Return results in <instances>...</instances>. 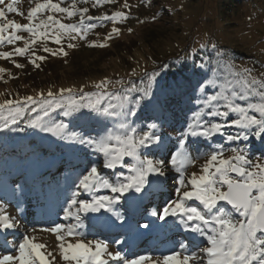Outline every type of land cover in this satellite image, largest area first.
<instances>
[{
    "label": "snow or ice",
    "instance_id": "snow-or-ice-1",
    "mask_svg": "<svg viewBox=\"0 0 264 264\" xmlns=\"http://www.w3.org/2000/svg\"><path fill=\"white\" fill-rule=\"evenodd\" d=\"M30 2L34 6L27 11L25 24L8 19L5 9L0 8V47L23 42V47L0 51V59L21 69L24 65L13 57H28L33 67L40 68L37 61L47 57L37 55V51L67 57L65 44L75 49L77 41H84L87 47L106 48L107 41L120 35L119 28L114 26L103 42L88 41V35L105 26L103 22L115 25L129 19L122 11L94 17L88 15L89 7L78 6L91 4L96 8L117 0ZM17 3L10 0L7 13L23 17ZM4 4L5 0H0V5ZM123 7H130L127 0ZM74 17L79 20L64 22ZM127 31L131 33L132 29ZM49 43L59 47L54 51ZM210 46L214 56L193 68L204 70L213 65L212 76L198 82L197 108L189 110L191 115L176 143L164 134L161 116L147 115L151 106L159 105L163 112L168 103H161L153 91L163 79L159 71H145L139 85L105 77L92 83L93 91H85V86L62 87L55 92L49 89L0 101V132L22 131L13 126L23 120L25 127L81 146L87 150L86 155L94 157L67 188L70 195L65 197L63 222L26 228L19 240L9 241L4 236V247L14 251L0 254V264H264V71L257 74L251 67L236 64L232 55L215 43ZM6 73L15 78L0 68V80ZM129 75L135 76L136 71ZM181 87L179 82L166 85L173 93ZM209 88L214 90L211 94ZM57 110L65 118L101 127L92 132L70 130V123L51 122V113ZM232 129L237 131L233 133ZM197 165V171L189 172ZM169 181L176 185L174 198L151 214L160 221L172 218L173 226L186 234L179 250L129 258L120 250L110 251L104 239L87 238L83 229L89 214L95 218V214L108 213L123 225L118 205L129 193L140 194L146 188L163 191ZM104 219L116 227L108 217ZM21 227L17 216L10 215L5 203L0 202V233L12 234ZM143 227L147 229L149 224ZM37 231L55 236L59 260L39 242Z\"/></svg>",
    "mask_w": 264,
    "mask_h": 264
},
{
    "label": "rangeland",
    "instance_id": "rangeland-1",
    "mask_svg": "<svg viewBox=\"0 0 264 264\" xmlns=\"http://www.w3.org/2000/svg\"><path fill=\"white\" fill-rule=\"evenodd\" d=\"M9 2L10 0H5V4L0 5V8L5 9L8 19L21 24L27 23L24 17H26L29 8L34 6V2L18 0L16 7L24 14L23 17L15 13H7L6 4ZM124 3L125 0H117L116 3L96 8H93L91 4L78 5L79 7H89L88 15L94 17L104 14L112 15L116 11L128 14L127 21L115 25L108 21L103 22L105 26L95 28L88 35V41L103 42L105 36L111 32L114 26L119 28L120 35L113 36L111 40L107 41L108 47H87L84 41H77L78 47L75 49H68L65 44V50L68 52L67 57L53 56L43 51H37V55L47 57L43 62L37 61L40 63V68L33 67L28 62V57H13L17 63L24 65L22 69L16 68L9 60L0 59V68L6 69L11 73V77H15L10 78L6 73L3 79L11 81L12 84L14 81L18 84L23 82L21 77H24L29 81L27 83L29 85L18 89L22 91V95L33 96L40 91L46 93L51 89L55 92L62 87L79 89L81 86H85V91H93L92 83L105 77L113 81L117 79H122L125 82L131 80L139 85L144 72L154 68L162 59L161 57L156 58L157 54H154V51L164 52L163 56H166L163 59L165 60L163 62L165 80L154 85L153 91L161 103L165 100L168 103L163 112L159 105L151 106L147 115L161 116L164 134L172 143H176L191 115L189 110L197 108L196 99L199 96V91L198 88L189 90L183 88L184 94L179 98V90L173 93L166 88V85H175L177 82L182 87L195 83L193 72L186 66H182V72H180L172 65L174 60L185 64L187 62L179 57L186 56V54L189 60L195 59V52L203 50L200 48L201 44L207 45L206 52L212 53L210 45L215 43L221 50L229 52L236 64L251 67L257 74L264 71L262 68L264 65V0H151L150 3L148 0H145L144 3L141 0H127L129 8H124ZM62 6H66V4ZM78 20L79 17H74L73 20H64V22L73 23ZM88 23L98 22L89 21ZM129 28L132 29L131 33L127 31ZM19 34L28 36L23 32ZM47 46L54 51L59 47L54 43H49ZM13 47H23V42H17L15 46L5 45L0 47V51L10 52ZM175 47H178L177 50ZM179 47H184L186 50L182 54L179 53L178 57H172L177 54V51H180ZM133 70L136 71V75L130 76L129 74ZM137 77L140 79L136 80ZM184 84L186 85L184 86ZM1 89L0 85V101H3L7 98L2 96ZM212 91L214 90L208 89L209 94ZM27 118L26 115L25 120ZM60 121L70 123V130L74 131L92 132L93 129L97 131L100 129L97 127L99 124L93 122L86 124L84 121L73 120L71 117L67 122L59 114L58 122ZM137 123L139 124L141 121ZM17 127L23 129L18 131L17 141L12 142L6 137L0 138V202L5 203L6 210L10 215L17 216L22 227L14 230L12 234L4 233L2 235L0 233V254H11L14 251L4 247V236H7L9 241L19 240L25 234L26 228L28 230L33 227L40 229L49 226L52 221L63 222V208L66 207L65 197L70 195L67 188L80 170L85 168L88 160L94 159V157L86 155L87 150L81 146L73 145L54 136L55 147L61 151L66 145L69 150L67 146L69 143L78 160L68 164L65 169L66 174H63L61 171L65 167V160L59 154H56L57 156L53 154L51 156L56 157V163L52 168L43 174L31 171L34 160L27 155L40 154L44 157L45 152L40 146H37L33 139H29L31 128L25 127V121L22 120ZM231 131L235 133L237 130L232 129ZM43 133L46 134V138L49 137L47 136L48 132ZM253 142L259 143L258 141ZM226 155H231V153H226ZM256 155L258 156L259 153ZM48 156H45V159H48ZM11 158L25 160V163H19L16 168H8ZM1 167L4 168L1 169ZM198 167L199 165L190 168L189 172L197 171ZM105 172L110 175L108 170ZM37 174L39 175L36 176ZM150 179L152 178L150 177ZM175 187L176 185L169 181L163 191L146 188L140 194L129 193L121 203L123 208H121V204L118 205V210L124 216L123 225L108 213L95 214V218H90L93 214H89V217L84 218L85 228L83 231L88 239H104L109 243L110 251L120 250L129 258L145 254L159 256L170 253L174 248L179 250V242L184 239L186 234L173 226L172 218L160 221L151 214L168 202L170 198H174ZM104 194L110 193L105 192ZM153 196L158 197V203L152 202ZM133 205L136 207L138 217L125 212V209L132 212ZM104 217L113 221L116 227L110 226ZM130 218H133V223L129 226ZM144 224H149V228H144ZM35 235L39 238V242L47 245L48 251L57 254V260H59L55 236L39 231ZM59 264H64V262L59 261Z\"/></svg>",
    "mask_w": 264,
    "mask_h": 264
},
{
    "label": "trees",
    "instance_id": "trees-1",
    "mask_svg": "<svg viewBox=\"0 0 264 264\" xmlns=\"http://www.w3.org/2000/svg\"><path fill=\"white\" fill-rule=\"evenodd\" d=\"M177 48L178 47H175V50H177ZM179 50L181 52L180 51H177V54L175 56H172V57H178L179 56V53L182 54L186 50V48L179 47ZM154 52H155L154 54H157L156 55V58L161 57L162 59L160 58L161 60L159 61V63L156 64L155 67L152 68L151 70H149L148 72L151 73L153 71H159L161 73V76L163 77V79H160L159 82H162L163 80H165V77H164L165 76V70L163 68V62L165 60H163V59H165L166 56H163L164 52L162 53V52H159V51H156V50ZM194 56H195V59L189 60L187 54H186V56H182L181 55V57H179V58L184 59V61L187 62L185 64H183V63L181 64V62H178L177 60H174L173 61V64L172 65L176 69L180 70V72H182V70H181V67L182 66H186L188 68V70H190L191 72H193L194 82H195L194 84H190V85L184 84V86L185 85L186 86L185 87H181L179 89V95H178L179 98H181L183 96V94H184L183 93L184 91H182L183 88H185L187 90H189L191 88H198V82L199 83H204V81H206L207 78H210L212 76V68H213V65H209V67L207 69H204V70H201L199 68H196L194 70L193 66L194 65H199L202 61L207 62L210 58H212L214 56V54H212L209 51L206 52V50L203 49L201 51L199 50V52L198 51L195 52ZM171 59H173V58H171ZM194 71L196 73H198V74H194ZM90 72H88V73H90ZM88 73H86V74H88ZM86 74H85V76H87ZM139 79H140V77H137L136 78V80H139ZM21 80L23 82L22 83L20 82L18 84L15 81L12 84L11 81L9 82V81H6L4 79L3 80H0V85L2 86L1 91L3 93L2 96L3 97H6L7 99H9V98H16L17 95H19L20 97L26 96L27 94H23L22 95L21 94L22 91H19L18 88L21 89L22 86H25L26 87V85H29V84H27V83H29V81L27 79H25L24 77H21ZM22 90H24V89H22ZM59 114H60V116H61V118L63 120H66L68 122L69 118H65L62 115V113H61L60 110H57L56 112L51 113V122H53V123L58 122V120H59ZM13 127L16 128L17 126H13ZM97 127L100 128L101 126L98 125ZM30 133H31V135H29V137H30L29 139H33L34 142L37 144V146H40L43 149V151L45 152L44 157H42L39 153H37L39 155H29V154L27 155L28 157H32L33 160H34V162H32V165H31V171H35L36 173L39 172V174H41V173L43 174L44 172H46L47 170H49L50 168H52V166L55 165V163H56V157H54V156L56 154H59L65 160V162H64V166L65 167L62 169L61 172L63 174H66L65 173V169L67 168L68 164H70V163L75 162V161L78 160L77 155H76L74 149L72 148V146L70 147V145H69L70 142L67 144V146L69 147V150H67L66 145H65L64 146V149H61V151H59V149L57 147H55L54 136L53 135H51V134L48 133L47 136H49V137L46 138L45 137L46 134H44L42 131H40L39 129H32V128L30 129ZM2 137H6L8 139H11L12 142H15L18 139V131L6 130L4 132H0V138H2ZM46 140H48V141H46ZM53 154H54V156H51ZM39 156L41 157L40 160H39ZM45 156H48V159H45ZM19 163H23L24 164L25 163V160H18L16 158H11L10 159V164L8 165V168L9 167L10 168H16L19 165ZM3 168L4 167H1V169H3ZM39 174H37L36 176H38ZM154 201H156V203L159 202L157 196H153L152 197V202H154ZM120 206H121V208H123V205L122 204ZM131 210H132V212L127 211L125 209V212L128 213V214H130L131 216H137L138 217V215L136 214V207H135V205H133V207H132ZM129 223H130L129 224V226H130L131 223H133V218H130L129 219ZM125 230H127V229H125Z\"/></svg>",
    "mask_w": 264,
    "mask_h": 264
},
{
    "label": "bare ground",
    "instance_id": "bare-ground-1",
    "mask_svg": "<svg viewBox=\"0 0 264 264\" xmlns=\"http://www.w3.org/2000/svg\"><path fill=\"white\" fill-rule=\"evenodd\" d=\"M2 235L4 234V233H1Z\"/></svg>",
    "mask_w": 264,
    "mask_h": 264
}]
</instances>
